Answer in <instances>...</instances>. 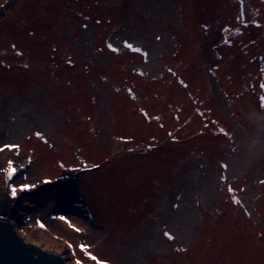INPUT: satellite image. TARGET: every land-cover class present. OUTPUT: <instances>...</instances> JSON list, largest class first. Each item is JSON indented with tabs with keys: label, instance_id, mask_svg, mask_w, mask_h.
<instances>
[{
	"label": "rangeland",
	"instance_id": "obj_1",
	"mask_svg": "<svg viewBox=\"0 0 264 264\" xmlns=\"http://www.w3.org/2000/svg\"><path fill=\"white\" fill-rule=\"evenodd\" d=\"M224 33L233 42L223 44ZM261 85L264 0H20L0 21V147L23 146L0 152V212L18 221L22 240L61 245L65 264L91 260L81 244L119 264H264ZM143 107L160 127L142 118ZM210 119L229 135L196 136ZM175 127L193 140L166 141ZM135 134L160 148L126 149L68 186L52 177L59 161L107 156L119 145L114 135ZM30 150L35 164L15 182L36 191L10 204L2 169L27 164Z\"/></svg>",
	"mask_w": 264,
	"mask_h": 264
},
{
	"label": "water",
	"instance_id": "obj_2",
	"mask_svg": "<svg viewBox=\"0 0 264 264\" xmlns=\"http://www.w3.org/2000/svg\"><path fill=\"white\" fill-rule=\"evenodd\" d=\"M0 264H65V260L52 250L22 240L0 220Z\"/></svg>",
	"mask_w": 264,
	"mask_h": 264
},
{
	"label": "snow or ice",
	"instance_id": "obj_3",
	"mask_svg": "<svg viewBox=\"0 0 264 264\" xmlns=\"http://www.w3.org/2000/svg\"><path fill=\"white\" fill-rule=\"evenodd\" d=\"M84 27L86 28L87 25H85ZM157 39H160V37L158 36ZM122 43H123V45H124L125 48H127V49H129V50H131V51H133V52L142 53V55H143L144 58H145V61H147V57H148V53H147V51H145L144 49H142V48H140V47H135V46L133 45V43H130L127 39L123 40ZM107 46H108V48H109L111 51H113V52H118V51H119V49L116 48L112 43H109ZM13 47H15V45H13ZM69 63H71V61H69ZM169 71H171V69H169ZM140 75H144V73L141 72ZM181 83H183V82H181ZM261 87H264V85H261ZM128 91H129V93H131L132 90H131V89H128ZM132 98H133V99L136 98L134 94L132 95ZM260 100H261L262 102H264V97H260ZM141 112H142V114H143L146 118H149V113H148L147 111L141 109ZM156 119L159 120V117H156ZM220 131H221V132H224V129H221ZM224 134L227 135L226 132H224ZM35 135H36L37 137H39L40 139L44 140L45 143H47V140H46V138L44 137V135H43L42 132L37 131V132L35 133ZM169 135H171V133H169ZM150 146H151V145H150ZM19 147H20V146H19L18 144H5L3 147H0V152H3L5 149H19ZM28 163H29V164L31 163V157L28 158ZM61 166H63V165H61ZM20 167L23 168L24 165L21 164ZM221 167L224 169V173H225V174H223V175L220 177V179L226 182L227 179H228L227 174H226V173H227V169H228V165H227V164H222ZM74 170H75V169H74ZM16 171H17V168L14 166V162H13L12 160H9V161L7 162V167L3 168V172L6 174V177H7L8 180H11V179H12V177L14 176V174L16 173ZM261 182L264 183V181H261ZM10 187H11V195H12L13 197H15V196L17 195V190H18V189H17V186H15V185H10ZM32 187H35V185L22 184V185H19V190H20V191H25V190H28V189H30V188H32ZM227 190H228V192L233 193V199L235 200V202H236L237 204H241V200L235 196V191H236V190L233 189L231 185H228ZM177 207H178V205H177ZM60 219H64V217H61ZM69 223H70V221H69ZM41 226L43 227V225H41ZM75 230H76L77 232H80V231H81V229H79V228H76ZM164 235L167 236L169 239H175V237H174L169 231H165V232H164ZM89 247H90V246H88V245H84V244H81V245H80V248H81L83 254H84L88 259H91V260L95 261L96 264H102V262L99 261V260L97 259V257H96L95 255H93V254L89 251ZM75 264H84V261H83L82 259H76V260H75Z\"/></svg>",
	"mask_w": 264,
	"mask_h": 264
},
{
	"label": "trees",
	"instance_id": "obj_4",
	"mask_svg": "<svg viewBox=\"0 0 264 264\" xmlns=\"http://www.w3.org/2000/svg\"><path fill=\"white\" fill-rule=\"evenodd\" d=\"M18 4H15V5H13V6H11L9 9H7L8 11H9V13H6V15H3L2 17H1V20H5V18H6V16H8V14H10L11 12H13L12 11V9L15 7L16 8V6H17ZM14 8V9H15ZM13 9V10H14ZM5 17V18H4ZM154 126V125H153ZM183 133V132H182ZM187 133V132H186ZM182 134V137H181V139L182 140H184L185 141V143H189L191 140H193V137H191L189 134ZM179 134V133H178ZM178 136V138H179V135H177ZM156 150H158V149H150V151H153V152H155ZM122 154L120 153V152H118V153H116V154H113V155H111V160L112 161H115L119 156H121ZM147 155H149V154H147Z\"/></svg>",
	"mask_w": 264,
	"mask_h": 264
},
{
	"label": "bare ground",
	"instance_id": "obj_5",
	"mask_svg": "<svg viewBox=\"0 0 264 264\" xmlns=\"http://www.w3.org/2000/svg\"><path fill=\"white\" fill-rule=\"evenodd\" d=\"M15 8V7H14ZM13 8V9H14ZM13 9H12V11H13ZM9 15V14H8ZM5 18V17H4ZM113 164V163H112ZM109 167V166H108ZM108 167H106V169L108 168ZM95 173H97V172H94L93 174H91V175H89V176H87V177H90V176H92V175H95ZM86 177V178H87ZM85 178V179H86ZM13 221V224H14V227H13V229L15 230L14 232H16V234H18L17 233V231L18 230H20L21 228L19 227V225H18V222H16V221H14V220H12ZM19 236V235H18ZM20 238H21V236H20ZM24 241H25V239H24ZM54 246V248H52V251H54V252H56V253H58L62 258H66L67 257V252H62V250H63V248H62V246L60 245V248L59 249H56V247H55V245H53ZM66 264H69V261L67 260V263Z\"/></svg>",
	"mask_w": 264,
	"mask_h": 264
}]
</instances>
